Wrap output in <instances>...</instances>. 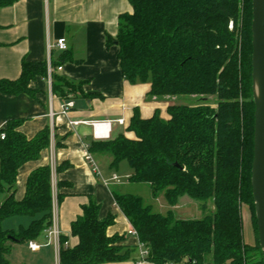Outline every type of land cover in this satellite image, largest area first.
Wrapping results in <instances>:
<instances>
[{
	"label": "trees",
	"instance_id": "16d2710c",
	"mask_svg": "<svg viewBox=\"0 0 264 264\" xmlns=\"http://www.w3.org/2000/svg\"><path fill=\"white\" fill-rule=\"evenodd\" d=\"M15 1L0 0V6ZM129 2L133 11L120 15L117 36L108 38V45L118 47L125 79L131 83L149 81L151 98L208 95L216 98V108L204 101L171 104L169 100L168 119L161 117L159 110L149 118L135 110L127 126L134 138L122 133L93 141L89 150L111 154L113 167L127 161L132 168L130 181L149 184L154 197L163 193L170 206L188 195L199 201L203 210L209 204L213 208L200 219H178L171 209L166 214L154 211L140 195L114 191L116 205L148 249L146 261L264 264L251 183L255 110L252 0ZM37 76H47V62L24 59L18 79H0V93L34 95L29 85ZM52 76L53 93L61 97L67 98L82 87V82L75 84L56 73ZM20 125L17 119L0 127V194H5L0 203V264H12L14 244L39 238L53 224L49 165L35 169L28 176L24 197H16L19 170L50 145V127L28 138L18 129ZM62 197L59 194V200ZM244 206L255 231L253 243L244 238ZM82 209L71 223L72 235L79 242L71 247L66 237H60V264L133 258L138 248L125 244L126 235L108 233L115 223L113 214L101 219L100 204L93 199ZM14 216H28L31 221L17 230L4 228L3 221Z\"/></svg>",
	"mask_w": 264,
	"mask_h": 264
},
{
	"label": "crops",
	"instance_id": "0c3cea01",
	"mask_svg": "<svg viewBox=\"0 0 264 264\" xmlns=\"http://www.w3.org/2000/svg\"><path fill=\"white\" fill-rule=\"evenodd\" d=\"M132 11L129 0H16L11 5L0 6V79H18L24 59L48 64L50 58L54 73L75 84L82 82L81 89L67 98L53 93L47 76H37L30 82L34 95L0 93L1 128L8 121L18 119L21 120L18 129L28 138L48 126L51 133L50 145L41 151V156L20 168L16 197H24L28 176L35 169L49 165L53 194L51 227L57 228L60 236L56 238L45 231L39 238L30 240L41 245L37 251L30 249V241L14 244L13 250L25 246L28 251L27 257L24 255L18 264H49L51 258L60 264V237H66L71 247L79 242L72 235L71 223L91 199L100 204L101 219L109 214L115 216L109 235L124 234L125 244L138 248L127 261L102 264H154L138 263L141 242L138 236L129 234L131 224L115 203L114 191L126 193L124 187L123 191L118 188L123 183L116 172L123 161L113 167L111 154L92 152L100 170L97 174L86 159L87 146L96 141L92 121L109 120L111 138L122 133L134 138L127 126L135 110L143 118L153 116L156 110L163 118H169L170 102L151 98L149 81L126 80L117 57V45H108V38H115L119 32L120 15ZM60 37L67 39L65 51L54 46ZM70 99L74 106L68 113H61L62 105ZM118 119H124V123L117 122ZM127 169L130 177L132 168ZM114 174L120 177V182L105 184L103 180ZM60 182H64L62 186ZM59 194L63 195L60 200ZM4 198L5 194H0V203ZM245 209L251 221L250 211ZM30 221L28 216H14L5 219L3 227L17 230L20 226L27 227Z\"/></svg>",
	"mask_w": 264,
	"mask_h": 264
},
{
	"label": "water",
	"instance_id": "95a60500",
	"mask_svg": "<svg viewBox=\"0 0 264 264\" xmlns=\"http://www.w3.org/2000/svg\"><path fill=\"white\" fill-rule=\"evenodd\" d=\"M252 89L254 110L252 194L264 260V0H252Z\"/></svg>",
	"mask_w": 264,
	"mask_h": 264
},
{
	"label": "rangeland",
	"instance_id": "374dc122",
	"mask_svg": "<svg viewBox=\"0 0 264 264\" xmlns=\"http://www.w3.org/2000/svg\"><path fill=\"white\" fill-rule=\"evenodd\" d=\"M229 27L230 29L234 28L233 22H230ZM240 27L241 25L238 27L239 29H237V32L240 31ZM238 37L240 38V35ZM200 98H205L206 101L201 100ZM169 100H171V104H197L201 102L203 103L204 101L205 104H209L210 107L216 108V98L208 95H202V96L178 95L171 97V99H168V101ZM127 168L131 169L129 163L127 161H123L120 164V169L116 171L117 174L121 177V183H123L122 186L118 187L119 190L123 191V187H124L125 188L124 191H126V193L142 196L144 201L147 204H151L154 208V211L156 212L166 214L168 210L171 209L174 212L175 217L178 219H200L203 218L206 214L210 213V210L213 208V204H209L208 208L206 210H203L201 207V203L189 197L188 195L183 197V199H181V201L178 202L177 205L170 206L163 193H161L157 197H154L153 191L149 184L130 181L128 179L129 175L127 176L128 173ZM246 215L247 212L244 206L243 208L244 238L249 243L250 241L255 240V231L250 219H248ZM24 255L25 257H27L28 251L26 250L25 246L23 247L21 246L19 248L12 250L10 259L12 260L13 264H18L20 263ZM48 263L56 264V261L54 263V260L51 258L50 260H48Z\"/></svg>",
	"mask_w": 264,
	"mask_h": 264
},
{
	"label": "built area",
	"instance_id": "2783aa9c",
	"mask_svg": "<svg viewBox=\"0 0 264 264\" xmlns=\"http://www.w3.org/2000/svg\"><path fill=\"white\" fill-rule=\"evenodd\" d=\"M59 50L65 51L68 49V43L67 39L65 37H60L57 39L55 45ZM53 46L50 45L49 48L51 49ZM59 70L62 69L61 66L58 67ZM55 72V67L52 64L51 59L49 58L48 64H47V79L50 85H52V78H53V73ZM74 106L73 100H68L66 101L61 108V113L66 114L68 111ZM117 122L119 123H124V119H118ZM92 128H93V136L96 140H107L111 138V129H112V124L109 120H104V121H92L91 122ZM5 134L2 133L1 138H4ZM86 159L87 161L91 164L93 167L94 171L99 174L100 170L97 165V162L95 161L92 153L89 150V146H87V154H86ZM105 184H109L110 182H120V177L117 174H114L110 179H104L103 180ZM47 232L50 235L55 236L56 238H59L60 232L57 228L51 227L47 230ZM129 234L136 235L138 236L137 231L131 227L129 230ZM29 247L33 251H37L40 249L41 245L34 242L30 241L29 242ZM148 255V249L140 243L139 247V256L140 259L138 260L139 262H145L146 260L144 259ZM168 264H175L173 262H169Z\"/></svg>",
	"mask_w": 264,
	"mask_h": 264
}]
</instances>
